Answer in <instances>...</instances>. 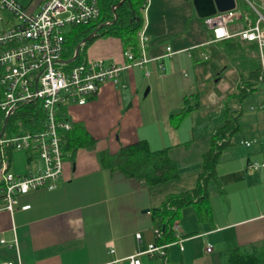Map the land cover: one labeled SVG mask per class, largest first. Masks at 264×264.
<instances>
[{"label": "crops", "instance_id": "0c3cea01", "mask_svg": "<svg viewBox=\"0 0 264 264\" xmlns=\"http://www.w3.org/2000/svg\"><path fill=\"white\" fill-rule=\"evenodd\" d=\"M44 1L19 0L32 13H38ZM146 17L150 36L146 55L157 58L147 64L150 76H145V68L124 69L116 83L107 81L85 104L67 108L70 120L82 123L96 143L79 148L73 157L68 151L55 190H33L18 197L19 205L29 204V209L10 213L2 209L0 199V264H130L131 255L156 242L152 209L168 194L195 186L196 181L184 183L188 176L195 179L202 168L199 156L194 170H186L189 163L184 157L191 154L185 151L194 143L193 127L183 123L175 127L170 115L180 109L184 96L204 93L203 81L220 68L216 65L205 73L199 71L197 62L207 60L223 43L247 50L255 46L237 38L211 42V31L197 15L193 0H154ZM167 46L174 54L166 56ZM124 53L120 38L104 36L88 46L85 59L122 65ZM242 76L246 80L250 75L240 74L237 85ZM257 132L240 139L245 147H227L219 157L216 172L220 187L216 184L209 190L212 221H199L193 206L181 211L176 222L184 249L169 247V263L228 264L232 250L254 249L264 241V167L249 168L251 163H264V129ZM140 140H146L154 151L168 148L170 158L184 169L181 176L154 186V191L143 180L101 163V153L116 155L122 147ZM14 164V173L26 172L30 166L27 154L13 153L10 170ZM137 233L142 235L140 242ZM208 244L211 252L206 251ZM141 260L159 264L161 258L142 255Z\"/></svg>", "mask_w": 264, "mask_h": 264}, {"label": "built area", "instance_id": "2783aa9c", "mask_svg": "<svg viewBox=\"0 0 264 264\" xmlns=\"http://www.w3.org/2000/svg\"><path fill=\"white\" fill-rule=\"evenodd\" d=\"M151 0L142 6L144 24L138 31L140 54L131 50L124 53L126 61L122 65L107 64L103 59H85L82 63L70 66L77 57V50L71 59L64 57L65 34L71 26H84L100 17L98 0H45L38 13H32L19 0H0V8L8 9L18 23L0 33V199L4 210L13 213L15 209L27 210L30 205H19L18 197L33 190H55L63 177L65 149L63 134L72 129L67 108L71 104L83 105L94 96L107 81H118L120 72L134 67L145 68V76L151 71L147 64L157 60L146 55L150 42L147 33V12ZM234 8L217 11L204 17V24L211 31V42L231 39L253 44L255 57L259 60L256 82L264 91V0H238ZM109 23V22H107ZM83 43L80 44V46ZM172 55L171 47H166ZM163 69V65L160 64ZM39 103L41 114L30 128L24 120H17L15 132L9 135L7 122L22 106ZM66 107V115L61 116V108ZM33 118V117H32ZM37 126L39 129H37ZM246 145L249 143L244 142ZM24 152L30 166L24 173L10 170L13 153ZM264 163H251L249 168L259 169ZM175 241L152 243L144 251L137 250L129 257L130 264H150L141 260L142 255L159 256L167 259V249L177 245L183 251L182 231L176 222L173 226ZM155 237L160 238L159 229H154ZM141 240L142 235L136 234ZM5 243V240L1 241ZM13 245L17 246L16 240ZM108 243V247H112ZM212 245L208 244L207 252ZM113 252V249H111ZM1 264H21L6 261Z\"/></svg>", "mask_w": 264, "mask_h": 264}, {"label": "trees", "instance_id": "16d2710c", "mask_svg": "<svg viewBox=\"0 0 264 264\" xmlns=\"http://www.w3.org/2000/svg\"><path fill=\"white\" fill-rule=\"evenodd\" d=\"M119 2L120 0H98L100 17L96 21L84 26H71L67 29L64 57L70 60L79 48L77 57L69 62L70 66L82 63L85 60L88 46L95 39L104 36L120 38L125 51L131 50L135 56H139L138 31L144 24L142 6L145 0H127L117 7ZM93 33H96L95 36L88 39ZM85 39L87 40L83 43ZM81 43L83 45L80 46ZM258 72L259 68L249 73L250 76L246 80L242 76L243 81L238 84L237 91L230 93L226 99L233 98L236 104H242L247 96L259 89L256 82ZM202 96V92L184 96L180 109L170 115L171 123L175 127L180 126L187 115L201 107ZM241 112L242 109L236 110L225 105L224 124L218 127L211 137L210 147L203 155L202 171L198 174L195 186L168 194L160 206L152 209L154 229H159L161 232V237H156L155 243L175 241L173 226L179 219L181 210L186 207L195 208L199 221H212L208 185L214 181L218 188L220 187L216 172L217 162L223 151L231 145L232 135L239 130L238 116ZM40 114L39 103L26 104L8 119L6 130L9 131V135H12L16 131L14 123L18 119L24 120L30 128L34 129L33 122ZM65 115L66 107H62L63 119ZM37 129H39L38 126ZM62 136L65 149L71 153L72 157L79 148L93 147L96 143V139L89 134L82 123L72 122V129L65 131ZM100 160L110 170L121 172L129 178L143 180L148 186H157L175 180L184 171L177 161L170 158L168 148L154 151L146 140L124 146L116 155L103 152L100 154ZM227 261L228 264H264V241H261L254 249L239 247L232 250L227 256ZM159 264L171 263L161 259Z\"/></svg>", "mask_w": 264, "mask_h": 264}, {"label": "rangeland", "instance_id": "374dc122", "mask_svg": "<svg viewBox=\"0 0 264 264\" xmlns=\"http://www.w3.org/2000/svg\"><path fill=\"white\" fill-rule=\"evenodd\" d=\"M238 2L242 10L247 9L251 13L250 7L244 6L242 0H238ZM153 4L154 0H151L150 6ZM17 23L18 18L11 11L0 8V33L6 26ZM218 49L214 50L207 60L197 62L200 63L199 71H205V73L211 71L213 67L216 68V65H219L220 68L217 71H211L213 74L211 79L203 81L204 87L202 91L204 92V98L201 100V107L191 112L181 122V124L183 123L193 127L194 130V143L185 151L191 153L188 157H184L185 163H189V167H186L187 171L189 169L194 170L197 157L200 156L203 162V155L210 147V140L213 133L218 127L224 124L226 104L236 110L242 109L241 115L238 116L240 129L232 135V144L229 147H245L239 142L242 137L250 138L255 130L259 133L260 130L264 129V108L262 107L264 106V91L261 90L262 88L260 86H258L259 90L253 95L247 96L240 105L236 104L234 107L235 100L233 98L224 101L237 88L240 74H249L259 68V60L255 57L256 50H247L240 45L232 47L225 43L220 44ZM218 74L221 76H217ZM203 99H205V102ZM251 107L255 109L251 110ZM235 114L239 113L235 112ZM15 167L16 165L14 164L11 170L12 172H15ZM201 171L202 168L198 172L200 173ZM197 177L193 179L188 176L184 180V183L190 184L193 181L195 182ZM168 185L176 188L175 184L169 183ZM153 187H151V190L154 189L156 191ZM161 187L166 188L164 186ZM208 187L209 190L213 191L216 188V183L211 181ZM181 214L180 212L179 218L182 216Z\"/></svg>", "mask_w": 264, "mask_h": 264}, {"label": "water", "instance_id": "95a60500", "mask_svg": "<svg viewBox=\"0 0 264 264\" xmlns=\"http://www.w3.org/2000/svg\"><path fill=\"white\" fill-rule=\"evenodd\" d=\"M127 0H120L117 4V7L122 5ZM197 15L200 18H204L206 16H211L215 14L217 11H226L234 8L235 1L234 0H193ZM96 33H93L88 37L90 39L92 36H95ZM85 39L83 43L86 41ZM79 49V48H78ZM77 49V54H78ZM148 212V210L146 211Z\"/></svg>", "mask_w": 264, "mask_h": 264}]
</instances>
